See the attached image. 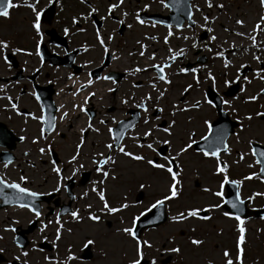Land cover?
Masks as SVG:
<instances>
[{
    "label": "snow or ice",
    "instance_id": "6c2138e0",
    "mask_svg": "<svg viewBox=\"0 0 264 264\" xmlns=\"http://www.w3.org/2000/svg\"><path fill=\"white\" fill-rule=\"evenodd\" d=\"M159 4L165 9H176L181 11L184 15H186L188 24L186 25L188 28L193 30V35L188 36L184 35L181 37H177L178 39H182L184 41L191 40V48L195 49L198 47V42L195 39V27H199L202 31L210 33L211 35L208 36V42L203 45L204 49H206L209 53L213 54L214 58H220L223 61V68L227 70L231 66V61L227 58L226 52L228 49L222 48L220 44H217L218 51L213 52L212 47L210 45L217 41L218 37L214 33L213 27L210 24L214 23L217 19L216 17H209L203 14L202 9L196 5L189 3V0H158ZM40 0H23L22 3L14 2V0H0V18L10 19L11 17V10L17 9L20 7H25L33 14L34 19L30 24V29L33 32V40H34V50L29 51L24 47H12L11 51L13 55L20 54L24 56L31 57L35 55L39 59V63L41 68L44 65V60L42 56V43L44 40V32L42 29V15L45 12V8L51 6L53 4L58 5L61 7L62 10V0H47V4L44 8H38ZM81 5H86L88 10L87 12H80L79 15H73L70 18V25L75 28V32H73L69 26H64L62 28V33L64 37L71 38V36L77 33H84L87 31L85 27H80V23L83 21L85 24L91 20V26L93 27L94 36L96 44L102 50L105 56L111 57L113 61H119L120 56L110 51L109 44L113 41L116 29L112 30V33H109L105 37L101 31V24L102 22H106L107 20H113L117 25H124L125 20L124 18L127 17L129 14L127 11H123L121 9V5L124 3V0H116V3H109L104 15L99 17V21L95 20L96 13L99 12V9L92 6L88 3V0H79ZM205 5L207 8H213L212 0H205ZM216 8L223 9V4H216ZM259 7L262 10L261 14L258 17L256 23L252 26L251 31L249 33L243 31H233L229 28H223V31L229 33L230 35H234L237 37H241L242 39H247L250 41V47H245L243 51L249 52L252 49V60H254L260 67L253 70L252 78L250 79L248 76L243 75V69L248 67L246 64L241 63L238 68H236V76L235 79H224L223 85L225 88H228L232 84H237L239 88V93L243 94L247 92V86L252 83L253 80H260L264 82V59H261L259 55L260 52H264V41H258V35L261 32H264V0H259ZM149 8L148 4L144 5V11H147ZM116 10H120V17L117 19L113 16V13ZM200 12L203 23L197 24L196 20L193 18V13ZM135 21L137 24L144 26L148 24V21L141 18L140 13L137 12L135 17ZM161 21H152L150 26L155 28L157 24H161ZM234 24L238 26V28H245V21L243 19H235ZM129 29L132 28V24L127 25ZM168 31L167 34L163 37V42L165 45L170 43V38L174 36V32L172 31V26H167ZM146 40L156 41L157 37L152 35H146L144 37ZM137 45L139 46L138 55L141 58H145V54L148 51V45L141 43L139 40L136 41ZM224 43H227L225 41ZM11 47L10 41L6 39H0V60H3L5 65H8L9 69L12 65L9 63L8 59V50ZM59 47V45H56ZM91 46L88 45H81V47L77 50L79 52H88ZM229 49H236V45L229 44ZM237 51L239 49H236ZM236 51L232 52V55H235ZM129 57L137 55L136 52L129 51L127 53ZM186 49L185 48H178L174 49L172 47L167 48V55L162 58V62L160 63H150L145 65L144 67L140 66H129L125 71L128 75L135 76L139 73L147 72L151 69L154 72L153 78L148 82V87L150 89L149 92H145L143 95L137 99L135 92L131 94L125 93L119 100L120 105L127 107H131L137 109L138 111L135 112V119L128 120V121H121L118 120L115 116L109 117L111 120V124L113 126H108V120L104 117L96 120L93 115L89 114V110L87 105L93 99L103 101V95H97V90L95 89V85L98 82L102 81H109L112 85H117L118 81L113 78V76L108 73L105 75H96L95 72L89 71L86 73V79L80 81L79 78L73 79V75L69 74L67 79L72 81L75 85L74 90L70 89V95L73 98V102L71 103L70 108L66 107L64 104H60L58 107L53 106V112L58 113L59 115L50 114L48 113V108L41 103V97L37 94L35 90H32L29 95H31L37 104L39 105V115L33 114L32 112H23L19 104L20 96H16L13 98L12 96L8 95L6 92L7 85L0 84V99L6 100L7 104L4 105V110H11L16 116H25L30 118L33 121H36L39 124L38 134L31 139V144L35 147V151L40 156H47L48 163L50 164V171L55 174L56 177V185L53 188V192H59L64 185L62 181L69 180L73 177H76L78 173L82 172L85 169L84 163V152L86 147H96L97 149L100 148V145H94L92 141H87L88 133L91 132L96 136H100L101 128L97 125H103L106 127L108 140L102 144L103 150H96L93 152L88 153L87 160L88 166L91 168L99 177V179H94L91 181V192L95 194L96 198L99 202V208L97 210H93L94 206L92 203L85 204L84 211L86 215L82 216L80 214V210H72L67 212V214L71 217V220L76 223H83L85 220L92 222L93 224H99L101 222V215L97 214V212L105 215H115L117 213H122L125 210L132 207L127 202V197H123V202L119 203L118 206H112L109 203L107 198L108 192V181H116L119 179V176L115 174V166L117 163L118 157L126 158L129 162H135L137 165L147 166L148 169L157 170L159 172H166L170 177V183L167 186V193L166 195L161 196L160 198L156 199L152 204L149 205L145 211L140 212L138 215L132 216L130 224L131 226H124L117 229V232L122 233L125 237L129 238L133 242V252L132 256L127 260V264H156V260L152 259L150 262L145 260V249H151L153 244L151 241L146 239H141L137 232L136 226L137 222L140 220L141 217L145 216L146 212H150L151 209L160 208L165 205L166 202L172 201L179 197L180 187H181V180L179 177L183 171L181 164L179 163L181 157L187 155L190 149L193 148L194 145L198 147V151L202 154L205 158H215L216 166L214 175L222 176L220 181V189L221 191L213 192L210 188L205 187L202 191L206 193H210L212 196L218 197L221 200V203L217 204H209L206 207H189L184 211H179L175 215L168 217L169 221L173 224H181L189 219H197L207 221L210 219V216L207 214L210 211L215 209H221L224 205H227L231 209H234L235 212L229 213L227 211L223 212V215L227 218L234 219L237 223L235 226V231L237 232V236L235 238V257L230 254V252L225 248L222 252L223 257V264H244V252H245V244H246V228H245V219H243L240 215L236 214L237 212L241 211V206L245 204L247 200L249 203L253 201L257 196L264 197V192H253L251 195L242 198L241 196V187L243 181L245 180H252L257 179L261 183H264V150H260L254 145L256 141L254 139H250L247 141L248 148L250 154L253 157V162L248 165L249 168L253 166L258 167V172H252L242 179H231L228 175L229 165L226 162L221 161L220 155L221 153L227 155L231 153V148L229 147L227 138L232 133L226 126H221L219 128H213L212 123L208 119H204L202 121L203 125L206 127L207 131L204 135L200 137V141L203 143L198 142L195 137L194 131H189L186 133L187 135V142L183 143L182 146L178 148L173 154L172 152V140L170 139L173 136V129L177 124L175 119H171L166 127L161 126L160 124L151 123L150 121L160 120L161 117L159 115H155V113H163L164 108L160 106V101L165 98L166 93L168 92L169 88L161 87L158 85L162 83L165 86H171L172 80L171 75L169 73V69L172 68V65L182 57H185ZM146 59L148 61H155L157 59L156 53L153 51L150 55H147ZM91 61H87L81 67H86L88 64H91ZM105 61L102 60L101 64H104ZM27 64V61H25ZM202 67H206V65H202L200 67H179L178 72L175 75H187L191 74V83H187L184 87L182 92L180 93V101L182 102L183 106H181L180 102L172 103L170 105V116L175 117L177 113H187L192 110H200L202 109L203 105H207L209 108L218 109L220 110V105H224L226 109L230 111V113L235 114L237 116V125L239 127V132L235 133L236 141L239 142V133L245 130L246 125L243 121H248V126H251V121L253 120V115L246 114L243 117H240L236 107H234V101L240 100L241 103H251L256 102L261 96H264V87H261L258 92L255 94L248 95L241 99L240 96L233 95L231 99H226L224 96L219 95L217 93L216 99H212L208 94H204L202 96L203 105L201 99H196L191 102L184 100V96L187 95L190 90H199L201 85V80L199 78L198 73L200 72ZM40 68H34L32 71L33 73H39ZM223 75L227 76V71L223 73ZM206 81H211L212 88H216V78L209 70L205 76ZM242 83H238L240 81ZM19 83V81H16ZM49 84L54 83V81L49 80ZM65 87H69L65 85ZM133 89L139 88L140 85L137 83H133L131 86ZM118 87H108L106 92L109 94H115L118 91ZM64 89L61 88L60 92L57 93L59 95L63 92ZM155 92L156 95L153 96L152 93ZM22 94V93H21ZM226 93L225 95H227ZM83 95L82 101H79L77 98ZM264 108V105H261ZM48 113V114H46ZM141 113H143V120L142 123L144 126H148L146 130L143 131L142 136L139 132H136L135 129L137 125L140 123ZM81 114L86 118L85 122L82 126H80L75 133L76 139L72 145L71 151L68 153L67 157L63 161V166L54 158L55 151L53 149V145L56 142V138L59 137L60 140H65L66 137L63 132L58 130V123L61 125H66L65 131L71 132V121L73 118L79 120ZM227 114V113H226ZM255 117L259 120H264V111H257L255 112ZM107 113H105V117ZM189 122H191V117L188 118ZM25 124L27 120L24 121ZM22 132L26 131L25 128L21 129ZM157 133H163L165 137L169 138H160L157 136ZM27 139L26 136L21 135L19 140L21 142ZM41 141L43 144H41ZM87 141V143H86ZM126 141H131L133 146L136 149H140V152H133L128 150V145ZM156 145H161L158 149ZM167 147L168 152L165 154V147ZM147 150L148 153H151V156H146L145 151ZM29 152L25 151L23 155L25 157L29 156ZM245 154L239 155V161L244 160ZM163 161V163L159 162ZM238 161H234L237 163ZM13 163L12 159H8L7 162L4 164V168H8L9 165ZM27 163V161H26ZM30 167H35L34 164H29ZM64 166H67L70 169V175L65 176L64 173ZM179 169V171H177ZM28 182V177L20 174L18 177V181H8L3 177H0V200L3 201L4 204L13 205L20 209H26L29 213H32L33 220L39 221L40 227L38 229V233L41 235V239L43 241H47L51 244L53 249H57L59 246V242L62 239V235L65 231L68 233L72 232L71 228L65 229L64 223L65 221L61 220V212H57L54 220H47L45 217H42V209L38 204V198L45 193H40L37 191H33L30 188L24 187L23 185ZM232 185L235 187V197L233 200H225L223 189L225 185ZM141 189L145 187L143 183L139 185ZM6 190H10V192H6ZM65 190H67L65 188ZM88 192L85 191L83 195L80 197L84 199L87 197ZM72 199H76V197H72ZM67 211V210H65ZM260 219L264 220V216H261ZM33 220H29V224L33 223ZM154 222V221H153ZM13 224L18 223V221H12ZM55 225L54 230V238L51 241H48L47 235H44L46 229L50 225ZM120 224H124L123 218L120 220ZM5 232H15L16 229L11 227V225L4 228ZM258 231H260L258 229ZM3 237L0 236V240ZM13 242L15 243L16 247L19 249V254L13 257L16 264H28L27 257L29 253L24 251L23 246L16 240V237L13 236ZM171 242V241H168ZM194 246H200L203 244L201 239H190L189 241ZM95 244V240L87 235L82 237V247L84 249H88L90 246ZM163 247V244H161ZM33 250L39 251L40 249L36 247L35 241L33 242ZM5 251L4 248H0V253ZM167 251L172 253L179 254L181 249L179 246L170 247ZM23 257V259H22ZM78 257L73 254L72 246L68 245L65 249V256L63 259L59 257L53 256H45L44 260L47 264H71V262L77 260Z\"/></svg>",
    "mask_w": 264,
    "mask_h": 264
},
{
    "label": "rangeland",
    "instance_id": "374dc122",
    "mask_svg": "<svg viewBox=\"0 0 264 264\" xmlns=\"http://www.w3.org/2000/svg\"><path fill=\"white\" fill-rule=\"evenodd\" d=\"M95 1L96 0H94V2ZM100 3L105 6L107 3H116V0H100ZM132 3L133 1L131 0H124V3L121 5V9L123 11H127L129 14L126 17L128 22L133 20L132 13L129 8V4ZM195 4L202 9L204 15H207L210 18L217 17V20L210 24V26L214 29V33L212 34H215L218 37L217 41L210 45V47L213 49V52L219 50L217 48V44H220L222 48L228 49L229 51V44H233L231 43V40H234L236 41V48L239 50H236L235 55H232V53L227 51V58L230 61H235L236 66H239L245 61H250L255 67H257V63L252 60V51H255V49H252L249 52L243 51L245 47H250V41L247 39H242L241 37L238 38L237 36L230 35L229 33L223 31V28H229L231 30H242L243 32L249 33L252 26L256 23L259 17L258 12L252 8L254 7L255 3L251 2L250 0H236L234 4H229V12L223 11L221 14L215 9H207L206 5L202 7L201 0H197ZM82 9H84L83 6ZM114 14H118L120 16V10H116ZM195 14L200 21L199 24H202L203 19L201 13L195 12ZM230 16H234L233 20L230 19ZM239 17H243L244 21H246L245 28H238V26L234 24V20ZM17 20L18 21L16 24H19L22 27L26 26V23L22 21V18H17ZM221 20L223 22H221ZM132 23H135L134 20ZM107 25L110 28L115 26V24H112L111 20H108ZM135 25L137 26V31L140 33L139 41L148 45V51L145 54V58L153 51L156 53L157 59L155 61H151V63L162 62V58L167 55L168 47H172L174 49H186L185 57H183V59L180 61L177 60L172 65V68L167 70L171 75V86H165L158 82V85L161 87V89L164 87L169 88L165 98L160 101V106L164 108L162 117L165 116L164 118L166 120L168 119L167 123L171 119H175L177 121V124L173 129V136L170 138L172 140L171 150L174 154L175 151L183 145V143L187 142L186 133L189 131H194V138L199 139L205 133L204 131L206 129L202 121L204 119H208L210 122H212L213 118L216 117L215 109L209 108L207 105H203V90L205 91V89L210 85V82L205 80V76L209 70L203 71V67L198 73L201 80L200 89L195 90L194 88L193 90H190V92L183 98L189 102L196 99H201L203 105L202 109L192 110L187 113H177L175 117L170 116V105L172 103L180 102L181 106H183L182 102L180 101V93L187 83L192 82L190 73L187 75H175V73L178 72L179 67H185L187 61L193 62L192 65L194 66L192 67H200V63L197 62V59L201 56L206 58L210 57V62H212V68L210 70L220 81V89L222 90L224 89V78H229L230 75L228 71L229 68L225 70L223 68V61L220 58H214L212 53H209L206 49H204L203 45L208 42V38L203 41L196 39L198 42V47L195 49L191 48V40L184 41L177 38L191 34L193 33V30L184 31L182 35H176L174 33V36L170 38V43L165 45L163 42V37L164 34L167 33L164 28H153L149 25L141 26L137 23H135ZM197 30L201 29L198 27L195 32ZM147 34L156 36L157 40L151 41L144 39ZM116 35L121 37L123 34L119 35L116 33ZM124 35L131 36L132 34L131 32L126 31ZM209 35L211 34L209 33ZM225 41H227V43H224ZM258 41H264V32H261L258 35ZM134 48L136 49V53H138L139 46L135 45ZM259 55L261 56V59H264V52H260ZM203 64L206 65L207 62ZM225 71H227L226 77L223 75ZM153 76L154 75L151 73H146L141 74L140 78L143 79L145 84H148ZM262 85L263 82L260 80H254L247 88V92L242 94V97L243 95L246 97L248 95L255 94L259 91ZM139 91L140 94L143 95L145 92H149L150 89L148 85H146L142 86ZM152 95L155 96L156 93L153 92ZM258 102L264 104V98L260 97ZM234 103V107H238L242 104L239 99ZM259 106L260 105L256 106L254 104H248L241 105L239 108H237L240 117L250 113L253 115V120L251 121L250 127L248 126L249 122L244 121L246 127L243 132L239 133V142L236 141V137L234 135L235 133L239 132V129H235L236 131H234L228 140V145L232 150L231 153L220 156L222 161L229 165L228 175L230 178L242 179L244 176L252 172H258L257 166H253L251 168L248 167V165L253 162V157L248 154L249 148L247 141L254 139L256 142L264 144V120L257 119L253 113L256 110H259ZM189 117L192 118L191 122H189ZM158 122L159 120L153 119L150 121V125L151 123L158 124ZM150 125L144 126L141 121L135 131L139 132L142 136L143 131L146 130ZM157 136L160 138H169L165 137L163 133H157ZM104 139H106V141L108 140L106 136ZM68 140L69 139L67 138L64 142L66 143ZM126 143L128 145V150L137 153L141 151L140 149H136L131 141H126ZM144 151L146 156L152 155L151 153H148L147 150ZM240 154H245L243 161H239ZM234 161L238 162L234 163ZM159 162L163 163V161ZM179 163L183 169L181 176L179 177L181 180L180 193L177 199L165 203L167 220L156 228L144 230L140 235L141 239L149 240L153 244L151 249L144 250L146 253L145 257L149 259H155L156 264H162V260L169 255L175 258L172 262H167L166 264H223L222 252L225 248L230 251L233 250V252H230V254L233 256V258L235 257V238L237 236V232L235 231L237 222L234 219L227 218L223 215V212H225L223 207L221 209H215L208 212L207 215L210 216V219L207 221L189 219L188 221H185L181 224H173L168 219V217L175 215L179 211H184L189 207H206L209 204L221 203L220 198L202 191V189L205 187L210 188L213 192L221 191L219 187V180L222 179V176L213 174L215 172L216 166L215 158H205L199 153V151H195L192 148L189 150L187 155L181 157ZM114 171L115 174L119 176V179L116 181L109 180L107 182V198L109 203L112 206H118L119 203L123 202V197L126 196L127 202L132 205V207L122 213H117L115 215H105L97 212V214L101 215L102 217L99 224H93L87 220L78 224L73 222L70 216L61 219L62 221H65L64 228H71L72 232L68 233L65 231L63 233L58 247H67L68 245H71L74 247V250H78L79 247H82V237L85 235L95 240V244L91 246L94 254L93 260L86 264H127V260L132 256L133 242L129 238L125 237L122 233L117 232V229L124 226H131L130 221L132 216L138 215L140 212L148 208V206L156 199L168 194L167 186L170 183V177L166 172L162 173L157 170L148 169L147 166L137 165L135 162H129L123 157L117 158ZM177 171H179V169H177ZM38 172L39 177L37 178V181L46 183L43 188L52 189L55 187L56 177L55 174L50 171V167L47 162L43 167L39 168ZM13 173L14 175H17V172L13 171ZM25 173L27 174V172ZM68 173H65L64 175L68 176ZM31 174L32 176L37 177V174ZM141 183L145 185L143 189L139 187ZM86 189L90 191V188L86 187ZM140 190L143 191L144 198L142 201L136 202L135 195ZM80 191H82V188L76 190V193H80ZM222 191L224 193V189ZM240 191L242 198L251 195L253 192H264V183H261L257 179L245 180L243 181ZM87 203L93 204L94 211L100 206L95 194L90 193L86 202L76 205V209L80 210V214L82 216L86 215L83 206ZM263 203L264 197L257 196L248 204L250 207L256 208ZM121 218L124 220L123 225L120 224ZM30 219L31 216L21 209L9 208L6 210H0V236L3 237V239L0 240V247L6 249V252L10 251L11 254H13V257L19 254V250L15 248L12 243L13 233L10 231L5 232L4 228L9 225L24 226ZM14 220L18 221V223L13 224L12 221ZM107 221H110V226L106 225ZM244 226L246 228L244 264H264V220L259 218L245 219ZM50 229L51 230L47 232V235L53 233L54 237L55 225H50ZM258 229L260 231H258ZM38 235L39 234L36 231L32 232V234L29 236L30 242L26 246L27 248L24 250L29 253L28 257L30 259L38 258L36 252L31 250V247H33V242L35 241L36 244L40 238ZM193 238L201 239L203 244L200 246L192 245L189 241ZM49 239L50 241L52 240L51 237ZM161 244H163V247H161ZM176 246H179L181 249L179 254L167 251L168 248Z\"/></svg>",
    "mask_w": 264,
    "mask_h": 264
},
{
    "label": "flooded vegetation",
    "instance_id": "af4514ba",
    "mask_svg": "<svg viewBox=\"0 0 264 264\" xmlns=\"http://www.w3.org/2000/svg\"><path fill=\"white\" fill-rule=\"evenodd\" d=\"M109 1V0H108ZM133 1L132 4H129V8L132 13V17L134 22L136 23L134 17L137 12L140 13L141 18L148 21L149 25L152 21H155L153 19H150L151 15H159V16H166L169 14L171 9H165L163 8L158 0H131ZM202 1V7L205 6V0ZM236 0H213V8L216 11H218L220 14L224 12H229L228 6L229 4H234ZM251 2H254V7H252L254 10L258 12V16L261 14V9L259 7V0H250ZM14 2L22 3L23 0H14ZM197 0H190L191 4H195ZM88 3L92 6L99 9V12L95 15V20L99 21V17L101 15H104L108 6V3L103 6L100 3V0H88ZM47 4V0H40V3L38 5V8H44ZM148 4L149 8L147 11H144V5ZM216 4H223V9H218L215 7ZM82 6L84 9H82ZM158 8V10H157ZM209 9V8H207ZM88 8L86 5H81L79 3V0H62V10L61 7L58 5H51L45 8V12L42 15V29L44 32V40L42 43V56L44 60V65L41 68V65L39 63V59L33 55L31 57L16 54L13 55L11 48L12 47H24L29 51L34 50V40H33V32L30 29V24L34 19L33 14L25 7H20L17 9L11 10V17L10 19H4L0 18V39H6L10 41L11 47L8 50V59L9 63L12 65V67L9 69L8 65H5L3 60H0V84L7 85L6 92L8 95L15 98L16 96H20L19 104L18 106L23 112H32L33 114L39 115V105L35 101V99L29 95V93L32 90H35L37 94L41 97V103L45 105L48 108V113L59 115L58 113L53 112V106L58 107L60 104H64L66 107L71 106V103L73 102V98L70 95V89L74 90L75 85L72 83V81L68 80L67 77L69 74L73 75V79L79 78L80 81H83L86 79V73L89 71L95 72L96 75H105L110 73L114 79L118 81L117 85H112L109 81H102L98 82L95 85V89L97 90V95H103V101H99L96 99H93L89 102L87 105V108L89 110V114L93 115L96 120L100 119L101 117H104L108 120V126H113L111 124V120L109 117L115 116L118 120H123L127 118L130 114H132L134 108L131 107H125L120 105L119 100L122 96H124L125 93L131 94L132 92H135L137 99L141 96L140 89L142 86H146L148 84H145L143 79L140 78L141 74L151 73L154 75V72L149 69L147 72L136 74L135 76L128 75L125 71L129 66H140L144 67L147 64H150L151 61H148L146 58L139 57L138 53L137 55L129 57L127 53L129 51L136 52V49L134 48L135 45H137L136 41L139 40V32L136 29L135 23H132L133 20H130L128 22L126 20V17L124 18L125 23L124 25H117L114 23L113 20L112 24H115L114 27L110 28L107 25V22H102L101 24V31L105 37L109 33H112L113 29H116L115 33H112L114 35L113 41L108 45L110 51L117 53L120 56L119 61H113L109 56H105L102 52V50L99 48V46L96 44L95 36H94V29L91 26V20L88 22V24H85L83 21L80 23V27H85L87 29L84 33H77L71 38L64 37L62 33V28L64 26H69L70 29L75 32V28L70 25V18L73 15H79L80 12H87ZM31 14V15H30ZM31 16V19H30ZM117 19L121 18L118 14H114ZM149 17V18H148ZM180 18L183 19V23L181 24V27H179L178 34L182 35L184 31L192 30L188 28L186 25L188 24L187 17L184 15H179ZM17 18H22V21L26 23L25 27H22L19 24H16L18 21ZM193 18L196 20L197 24L200 23L199 19L197 18V15L195 14V11L193 13ZM217 18V17H216ZM221 18V17H220ZM234 16H230V19L233 20ZM237 19H243V17H239ZM217 20V19H216ZM221 22H223L221 20ZM246 22V21H245ZM132 24V28H128V24ZM15 24V25H14ZM156 27H162L166 30V33L168 31L167 27L165 25L157 24ZM172 28H175L172 26ZM198 29V27H195V30ZM131 32V36L124 35L125 32ZM202 30H197L195 32V39H200ZM118 33L119 35H122L121 37H118L116 35ZM206 33L205 39L208 38L209 33ZM176 34V35H178ZM150 35V34H147ZM166 34H164L165 36ZM188 36H192L193 33L187 34ZM153 36V35H152ZM120 38V39H119ZM239 38V37H238ZM204 39V40H205ZM201 40V39H200ZM107 43V40H106ZM88 45L91 46L90 50L86 53L77 51L81 45ZM56 45H59V47H56ZM245 47V46H244ZM236 49H230L229 52L232 53ZM152 53V52H151ZM150 53V54H151ZM182 58H179L178 60H182ZM104 60L105 63L101 64V61ZM25 61H27V64H25ZM87 61H91V64H88L86 67H81V65H84ZM197 62L200 63L199 65H205L203 63L207 62L206 67H203V71L210 70L212 62H210V57L203 58L202 56L197 59ZM180 63V62H179ZM190 62H186L185 66L189 64ZM193 63V62H192ZM248 67L243 69V75L248 76L250 79L252 78L253 70L254 68L253 64L250 61L243 62ZM182 65V64H181ZM180 65V66H181ZM194 66V65H192ZM260 66V65H259ZM239 66H236L235 61H231V66L229 67V78L230 80L235 79L236 76V68ZM34 68H40L39 73H33ZM216 78V88L222 92L224 89H220V81ZM54 81V83L49 84L48 81ZM16 81H19V83H16ZM254 81V80H253ZM252 81V82H253ZM241 80L238 83H242ZM133 83H137L140 85L139 88L133 89L131 86ZM65 85H68L69 87H65ZM232 86L237 87V93H235L236 96H240L241 99L245 97L242 94L239 93V88L237 84H232ZM108 87H118V91L113 95L106 92V89ZM249 85L247 86V88ZM63 88L64 91L61 92L59 95H57L58 92H60V89ZM226 89V88H225ZM22 93V94H21ZM244 94V93H243ZM0 95H3V93H0ZM263 98V96L261 97ZM79 101H82L83 95L77 98ZM231 99V98H230ZM235 102V101H234ZM7 104L6 100L0 99V177L5 178L8 181H18V177L20 174H23L28 177V182L24 184V187L30 188L33 191H37L40 193H45L44 195L47 197H50L52 200H57L58 205L65 204L68 202V196H66V192L63 193L61 190L59 192H53V189H47L43 188V186L46 184L45 182H38L37 178L39 177V168L43 167L46 162L48 163V157L47 156H40L36 151L35 147L31 144V139L38 134L39 124L36 121L31 120L28 117L25 116H16L11 110H4V105ZM260 105L261 103L251 102V103H242L241 105ZM235 105V103H234ZM240 105V106H241ZM240 106L236 107L239 108ZM257 111H261L260 108ZM253 112V113H255ZM46 113V114H48ZM105 113H107V116L105 117ZM163 113H159L158 115L161 116ZM233 118L237 119V116L235 114L230 113ZM250 114V113H249ZM143 113H141L140 121L142 119ZM244 115H242L243 117ZM85 117L81 114V117L79 120H76L75 118L71 121V132L65 131L66 125H61L58 123V130L63 132L66 139L68 138V142H64L65 140H60L59 137L56 138V142L53 145V149L55 151V159L63 166V161L67 157L68 153L72 149V145L75 142L76 136L75 133L77 132L78 128L82 126L85 122ZM162 119V118H161ZM25 120H27V123L25 124ZM168 120V119H167ZM167 120H165V123L167 125ZM244 122V121H243ZM101 128V135L96 136L95 134L89 132L87 141H92L94 145H100V148L97 149L96 147H86L84 152V163H85V169L78 173L76 177L72 178V190L74 193V197L76 199H73L72 205L76 206L78 202H82L86 200V197L84 199H81L80 197L83 195V193L86 190V187L91 188V181L94 179H99L98 175L88 166V160L87 155L90 152L96 151V150H103L102 144L104 142H107L105 138H108L106 127L103 125H97ZM25 128L26 131L22 132L21 129ZM21 135H24L27 137V139L23 142L19 140V137ZM86 141V143H87ZM41 144L43 142L41 141ZM27 151L29 152V156L25 157L23 153ZM66 154V155H65ZM12 159L13 163L9 165L8 168H4V164L7 162L8 159ZM27 161V163H26ZM29 164H34L35 167H30ZM49 164V163H48ZM50 167V164H49ZM14 172H17V175H14ZM27 172V174L25 173ZM69 172V173H68ZM84 172H88L87 180L83 179L86 178V175H84ZM31 173L37 174L36 176H32ZM68 173L70 175V169L67 166H64V173ZM66 180H64L65 182ZM79 188H82V191L80 193H76V190ZM6 192H10V190H6ZM1 202V200H0ZM49 206V205H48ZM8 207H5L6 210ZM52 208L54 212L47 216V220L50 218H55L56 213L58 211V206L55 208L54 205H52ZM47 212V205L42 211V219H44V215ZM39 224V221H38ZM18 229L25 228L28 226L24 225V227L20 225H16ZM13 227V226H12ZM39 227V226H38ZM2 248V247H0ZM40 250L35 251L38 255L37 259H30L27 257L28 264H47V262L44 260L45 256H53V257H59L60 259H63L65 256V249L66 247H58L57 249H53L52 247H37ZM81 249L78 248V250H74V247H72V252L74 255L78 257L77 260L71 262V264H86L88 262H91L93 260V251H92V257L88 260H81ZM4 256V260L0 262V264H12V261L14 260L13 254H11L10 251L6 252V249L3 253H1ZM11 254V256H10ZM169 259H166V262H172L175 257L169 255L167 256ZM23 259V257H22ZM150 261V260H149ZM148 261V262H149Z\"/></svg>",
    "mask_w": 264,
    "mask_h": 264
},
{
    "label": "water",
    "instance_id": "95a60500",
    "mask_svg": "<svg viewBox=\"0 0 264 264\" xmlns=\"http://www.w3.org/2000/svg\"><path fill=\"white\" fill-rule=\"evenodd\" d=\"M211 98L215 100L214 97H211ZM228 121L229 120L227 119L226 114L221 112V118L219 121H215L213 123V128H219L221 126H226L231 132L233 127L235 126V124L233 122H228ZM254 147H256L260 150H264V147L259 146V145H254ZM235 192H236V189L234 186H232L231 191L229 193V199L228 200L234 199ZM228 208H229V210L235 211L234 209H231L230 207H228ZM239 212H244V209L242 208V206H241V211H239ZM262 215H264V209L255 211V216H262ZM165 219H166V215L164 213V206H162L160 208H156V209H151L150 212H148L144 217L140 218V220L137 222L136 232H137L138 236H139V233L142 229H144L146 227H150V226H157L158 224L164 222ZM33 224L30 226L28 232L32 230ZM24 232L25 231L19 232L18 236L16 238V240H18L22 246H24L26 244V239L23 236ZM86 256L88 257L89 255H86Z\"/></svg>",
    "mask_w": 264,
    "mask_h": 264
},
{
    "label": "bare ground",
    "instance_id": "6f19581e",
    "mask_svg": "<svg viewBox=\"0 0 264 264\" xmlns=\"http://www.w3.org/2000/svg\"><path fill=\"white\" fill-rule=\"evenodd\" d=\"M232 43L235 42V41H231Z\"/></svg>",
    "mask_w": 264,
    "mask_h": 264
}]
</instances>
